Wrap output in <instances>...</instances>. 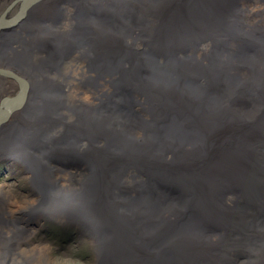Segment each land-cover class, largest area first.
Listing matches in <instances>:
<instances>
[{
  "label": "bare ground",
  "instance_id": "1",
  "mask_svg": "<svg viewBox=\"0 0 264 264\" xmlns=\"http://www.w3.org/2000/svg\"><path fill=\"white\" fill-rule=\"evenodd\" d=\"M23 1L0 0V160L37 193L0 197V264H56L34 219L91 264H264V0Z\"/></svg>",
  "mask_w": 264,
  "mask_h": 264
},
{
  "label": "rangeland",
  "instance_id": "2",
  "mask_svg": "<svg viewBox=\"0 0 264 264\" xmlns=\"http://www.w3.org/2000/svg\"><path fill=\"white\" fill-rule=\"evenodd\" d=\"M20 4V3H19ZM10 79V78H9ZM15 85L18 88V84ZM57 153V152H55ZM56 155L51 158L50 163L57 167L76 165L81 163V159L77 157H66L63 159L62 154ZM10 161L0 160V197L4 196L7 200L13 202L14 204L25 202L27 199L32 200L36 195L35 187H33L32 182L27 178L26 171L23 167L17 164H9ZM9 209H17L15 205H9ZM24 215V218L28 215L29 220L35 218V214L18 212L17 215ZM0 215H3L0 213ZM26 215V216H25ZM37 218V217H36ZM28 229L30 232H34L31 238L32 246L47 247L52 253L56 261V264H91L93 261V253L89 244L77 234V230L65 228L52 221H38L34 219L31 221ZM58 262V263H57Z\"/></svg>",
  "mask_w": 264,
  "mask_h": 264
},
{
  "label": "water",
  "instance_id": "3",
  "mask_svg": "<svg viewBox=\"0 0 264 264\" xmlns=\"http://www.w3.org/2000/svg\"><path fill=\"white\" fill-rule=\"evenodd\" d=\"M27 3H30V2H28L27 0H24L23 1V5L21 6V9L22 10H24V9H26V7H28V4ZM9 23H10V21L7 22V21H4V19H1L0 20V30H3L4 28H7V26L9 25ZM13 78L18 83V86L20 88V91L18 93V95L20 97L19 99H22L23 96H24L25 88H26L25 83L23 81L19 80L16 77H13ZM17 104H18L17 101H13V100H10V99L4 100V102L2 104L3 105V108L1 107V112H0V122L4 119V117L9 112V110L12 109ZM2 109H5V110L2 111Z\"/></svg>",
  "mask_w": 264,
  "mask_h": 264
}]
</instances>
